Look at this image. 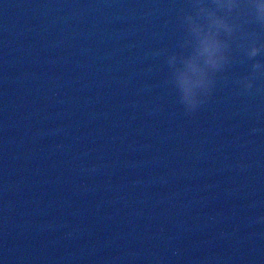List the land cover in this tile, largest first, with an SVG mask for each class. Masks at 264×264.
Masks as SVG:
<instances>
[{"label": "water", "instance_id": "1", "mask_svg": "<svg viewBox=\"0 0 264 264\" xmlns=\"http://www.w3.org/2000/svg\"><path fill=\"white\" fill-rule=\"evenodd\" d=\"M201 2L0 0V264H264V24L189 110Z\"/></svg>", "mask_w": 264, "mask_h": 264}, {"label": "clouds", "instance_id": "2", "mask_svg": "<svg viewBox=\"0 0 264 264\" xmlns=\"http://www.w3.org/2000/svg\"><path fill=\"white\" fill-rule=\"evenodd\" d=\"M216 8L226 10L224 15L218 14L204 3H200L193 15H187L185 23L192 37V52L183 61V66L175 73V84L182 102L189 110L194 111L202 99L211 92L213 74L227 62V44L221 34L231 35L234 26L227 18L241 3L240 0H214ZM249 15L257 23L264 24V0H247ZM264 46L252 44L246 49L249 59L257 57ZM253 72L264 71V64H252ZM241 84L246 89L253 87L251 79H244Z\"/></svg>", "mask_w": 264, "mask_h": 264}]
</instances>
